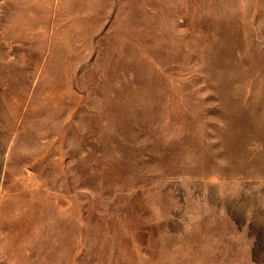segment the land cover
Instances as JSON below:
<instances>
[{
  "label": "rangeland",
  "instance_id": "obj_1",
  "mask_svg": "<svg viewBox=\"0 0 264 264\" xmlns=\"http://www.w3.org/2000/svg\"><path fill=\"white\" fill-rule=\"evenodd\" d=\"M0 264H264V0H0Z\"/></svg>",
  "mask_w": 264,
  "mask_h": 264
}]
</instances>
